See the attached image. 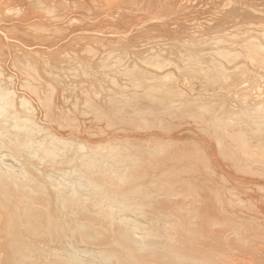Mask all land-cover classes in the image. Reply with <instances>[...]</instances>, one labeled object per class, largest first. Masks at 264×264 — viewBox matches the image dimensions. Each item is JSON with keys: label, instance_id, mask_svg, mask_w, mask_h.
<instances>
[{"label": "bare ground", "instance_id": "obj_1", "mask_svg": "<svg viewBox=\"0 0 264 264\" xmlns=\"http://www.w3.org/2000/svg\"><path fill=\"white\" fill-rule=\"evenodd\" d=\"M10 67H13L12 70ZM63 69L67 73L63 72ZM67 69L71 70V72H68ZM76 72L81 76L76 78L75 76L77 75H75L72 77ZM122 76H124L128 85L126 88V85L123 87L121 84L123 82L119 79ZM65 78L69 80L71 78L70 81L72 83L73 80L80 81V83L83 80L84 82L81 85H79L80 83H77L78 85L69 84L70 81L68 82L67 80L66 83ZM17 86H21V89L22 87L28 89L31 97L26 98L24 97L25 95H21L24 94L23 92L21 94L18 93ZM64 99H67V102L68 100L71 101L72 105L63 104L61 101ZM78 99L81 103L85 102L83 106L88 112L95 108L101 109L102 106L106 108L112 102L113 105H116L115 110H118L117 107L125 106L133 107V109H130L133 111L134 108H138V110L140 108L137 113V110L133 112L136 114L137 126L141 123L142 126L146 123L148 125V122L156 117L150 115L151 113L147 112L148 110L143 111L142 107L151 108L152 110H165L167 112L169 107L178 106V108L183 110L188 108L187 110L189 111V108H192V112H190L194 117L190 116L192 120L195 117V121L197 120V123L192 125L195 126V129H199L194 133L195 136L193 138L195 140L198 139V142L200 141L198 145L202 146L203 151L196 145L193 146V148H199L192 150L190 155L191 157L194 155V158L190 159V168L193 169L191 171L193 174L195 172V178H191L187 170L188 178L190 182L195 181L197 183L196 189L205 184L213 192L212 196L216 194L214 197L215 199L216 197L218 198L219 204H217L225 217L222 215L223 217L218 218L220 215L216 216V212L213 211L216 214L214 215L206 205L204 208L201 207L202 209L200 210L198 209L200 206L197 205L198 211L195 213L196 209L194 210L193 206L198 203L196 199L193 203L191 202V204H194L193 206L188 204L187 200L185 203L183 202L184 205L187 203L190 207L192 206L189 210L193 209L195 211V217L199 218L201 216L200 219L203 220V222H199L196 218V224L194 221L190 222V224L194 223L195 227L198 228L196 232H191V228L188 230L183 229L185 227H181L182 224L180 226L182 230L178 229L179 221L182 222L179 217L184 214L181 212V216L178 213V221H176L177 219L168 220L167 222L159 220L164 222L163 224L166 222V227L157 223V226L155 225V221L160 218H153L155 221L150 223V215L148 216L149 218L147 217L149 221L146 219V213L152 211V209L149 210L152 201L148 199V195H154L155 197L156 194L154 201L158 197L161 198L160 195L157 196L159 191L157 193L154 192L159 187L160 181L157 182L158 184L155 182L154 186H152L154 184L152 182L153 184L149 186L152 180L149 181L150 178L147 177L149 179L147 180L149 181V183L147 182L148 184L143 182V180L146 175L148 176V173H151L149 171L147 174L140 175L139 173L141 177L145 175L143 180V177L139 176L143 182V184L141 183L142 187L140 185L142 189L139 190L137 188V191L132 189L133 186H130V189H132L130 191L128 189L130 185L129 179L126 178L129 177L127 172L128 176L125 179L129 183L128 188L123 186L124 190H122L119 187L122 185L117 183L115 185L113 181L115 179L112 180L109 177V174L112 173L109 171L110 167H107V170L105 169L109 171V176L102 173L103 165L106 166L103 162L107 163V161L111 162L112 159H115L122 166L121 169H123L127 168L126 165L130 164L133 159H139L138 157L140 156L137 155V158L136 155L134 156V152L138 154V151L135 150L133 152L132 150L123 151L124 149H121L122 152L120 150L121 153H118L114 146V148L111 146L105 147L99 144L102 142L107 144L110 138H106L107 142L103 141V139L102 141L100 140L101 142L91 146L90 154L84 155L82 153L84 151L80 152L78 149L79 154L82 153L83 157L73 151V153L78 155L76 157L77 161L74 162L78 163L80 158V162L76 164L77 166L75 165V173L79 177L87 179L88 185L85 183L83 185L81 184L82 182L69 183V186L66 185L68 189L64 190L66 187L63 188L60 182L55 183L56 185L51 182L55 187L57 184L59 187L60 183L63 188L59 190L57 189L58 187L54 188L55 195H53L56 197L55 210L61 223L55 221L56 219H53V221L51 219L52 216L48 215L49 210L46 207L48 201L45 200L47 198H41L39 195L40 191L37 195L38 188L36 186L35 189L33 186L27 187L35 193H30L28 189V193L27 191L23 193L26 187L21 186L24 182L22 184L19 182L21 180L18 181L17 177L19 175L16 176L15 172L11 173L10 170L14 171L12 166L11 169L7 168L3 166L4 163L2 164L0 160V264H27L30 261L40 264L36 262L37 259L34 256L33 247L21 235V228L27 234H36L35 228H38L41 234L48 235L51 240L61 239L64 236L63 238L68 239V243L77 246L75 248L85 249V254L81 250L82 254L86 255L89 252L90 254L87 255L92 256L91 253L94 254L96 252L95 254L98 255L102 264H264V0H0V150L7 149L8 151L9 147L12 148L11 146L14 143L20 144V148L21 146L24 148L25 142L22 140L23 138L20 139L23 141L22 145L16 134L19 132L16 129L17 127H20L21 133L28 129L29 136H31V133L35 134L34 136L37 135L35 133L38 130L37 124L42 125L44 121L35 124L41 117L39 119L35 117L37 121L34 122L31 118L33 115H30V112L37 111L44 116L54 113L55 116L56 112L59 114L67 113L65 112V109H67L69 113H73L77 110L79 111V108H81L79 106H82L81 103H76L75 100ZM28 106L31 109L30 111ZM193 109H196L197 111H195L198 114L196 112L195 114ZM120 110L118 111L120 112ZM180 110L179 115L183 111ZM161 111L159 112L163 114V111ZM171 111L173 110L171 109ZM105 112H107V108ZM113 112L114 110H112ZM122 112L125 113L126 111L122 110ZM115 114L118 115L119 113ZM158 114L156 113L155 115ZM21 115L23 118H20ZM43 115L42 117H44ZM56 116L58 117V114ZM132 116L135 117L134 115ZM185 116L189 117V114ZM170 117L173 116H169L168 119ZM97 118L98 120L101 119L99 115ZM165 118H167V115ZM46 119L48 118H44V120ZM56 119L58 120V118ZM120 119L119 117V122H122L123 120L120 121ZM102 120L101 122L106 121L105 118V121ZM183 121L185 120L183 119ZM156 122L152 121L155 129L158 126ZM158 122L160 123V121ZM193 122L194 120L191 123ZM10 126L15 127L14 130H17L15 133L17 136L6 135V133L13 131ZM167 126L169 125L167 124ZM196 126H199V128H196ZM55 127L53 126L52 131L56 129ZM23 128L25 130H22ZM161 128L159 126L158 129L161 130ZM39 129L41 130V127ZM165 132L169 133L170 130ZM45 133L47 134L48 132L45 131ZM59 133H56V137L53 136V138L55 140L61 138V141L57 144L68 147L69 142L67 143V141L69 140H65V138L63 142V137H59ZM179 133L180 131L176 132L175 130L174 134ZM57 134L59 135L58 139H56ZM64 135L66 136V134ZM155 135L158 137L159 134ZM160 135L163 137L162 134ZM182 135H184V132ZM182 135L180 134L181 137ZM24 136L27 137V134ZM44 137L42 138L45 139ZM124 137L126 136L122 138ZM37 138L34 139L36 140ZM120 138L116 139L119 141L118 143L122 141ZM43 139L42 142L45 141ZM51 139H49L50 142L47 140L49 144L54 140L51 141ZM164 139L162 142H164ZM85 140L87 141L86 138ZM172 140L175 139L172 138ZM31 141L30 143L32 144L33 142ZM37 141L39 142L35 146L40 143V139ZM47 141L40 143L44 144L40 148L44 150V146L46 147L45 152L50 147V145H45L48 144ZM140 141L139 143H141ZM167 141L170 140L165 142ZM176 141H181V139ZM146 143L149 145V142L145 140L144 144ZM162 145L153 147L152 154L158 148L157 151H164V147L167 144L165 143L164 147ZM170 145L172 144L169 142L166 150H168ZM15 146L14 148L19 147ZM57 146L55 145V147ZM62 146L60 148L58 146V149L61 150ZM131 146L134 149V146ZM146 146L142 147V149H145ZM82 147L80 144L77 148ZM150 147H152L151 144ZM63 149L64 151L68 150V148ZM187 149L189 148L187 147ZM43 150L41 151L43 152ZM195 150L199 151L197 152L198 154H193ZM12 152L13 148L10 153ZM33 152H35V149ZM45 152L44 154L46 155ZM160 152H158L159 155L155 154V156L165 155L163 156L165 158L167 154H161L162 152ZM171 152L169 155H172ZM184 152L186 153L185 150ZM187 152L186 155L190 154V149ZM37 153H39L38 150L34 156ZM55 153L52 154L50 152L48 154L55 156ZM144 153L146 154V152ZM176 153L178 151L174 155ZM181 153L176 155L177 159H179L178 157L180 156L178 155H181ZM185 153L182 157H185ZM199 153L205 154L203 156L199 155ZM139 154L142 153L140 152ZM11 155L15 156L14 154ZM52 155L49 157L51 158L50 160H52ZM149 155H147L148 158ZM13 156L10 158L12 159ZM126 156L129 157L127 161ZM152 156L151 159L154 158L155 160V156ZM2 157L3 155L0 151V159ZM158 157L157 162L160 161H158ZM171 157L169 158L172 159ZM169 158H161V160H169ZM39 159L41 160L40 157ZM146 159L144 160L146 161ZM175 159L173 157V161ZM5 160L7 159L5 158ZM73 160L76 159L74 158ZM154 160L153 165L150 163L149 168L151 166L153 168L158 167V165H154ZM173 161V164L177 162V160L174 161L175 163ZM182 161L181 164L187 160ZM190 161L187 162L189 163ZM111 163L108 164L112 165ZM113 163L116 165V162ZM161 163L163 162L160 161ZM16 164L15 166L17 167ZM171 164L164 165L167 168V165L171 166ZM117 165L120 168L119 164ZM117 165L112 166L117 167ZM137 165L140 166L139 164ZM177 167L181 166L178 165ZM186 167L184 168L185 170ZM95 168L97 169L94 170ZM72 169L75 168L73 167ZM187 169L189 168L187 167ZM131 170L133 171V169ZM106 171L105 173H107ZM182 171L180 170L179 172L183 173ZM71 172L73 173L74 171ZM159 172L158 175L162 173L163 182L165 179L169 181V176L165 178L163 175L164 170ZM174 172L178 173V169ZM119 173L117 174L123 177V174ZM155 173V178H157L158 175ZM187 174H185V177L184 175L180 177L184 178V180L182 179L184 183ZM136 175L138 177V174ZM113 176H115V173ZM119 176H117V179ZM159 177L161 178V176ZM172 177L170 179H174L176 182L178 176ZM29 180V183L34 181H31L32 179ZM64 181L66 183V180ZM225 181L228 186H226ZM180 182L178 181L176 185ZM108 183L110 187L114 188L111 190L112 195H107V192L101 188V185ZM184 183L183 185L186 184ZM183 185L177 186L180 188ZM167 187H169V183ZM21 188L24 190L23 192ZM169 188L173 190V187ZM179 188L177 192L182 190L185 193L180 191V193L176 192L177 194H175V191L172 192L168 189L164 191L163 188H160V191L163 192L159 194H165L166 192L167 196V192L171 191L172 194L177 195L176 198L180 194H188L186 193L187 187L186 190L183 187L180 190ZM190 188L192 189V186ZM78 189H82V192H79ZM224 189H226L227 193ZM206 195H208L209 200L210 195ZM226 195H228V198ZM191 196L193 200L195 197ZM154 197L152 196L153 199ZM179 197L181 198V195ZM205 198L204 200H207V196ZM164 199L166 200L168 197ZM164 199L162 198V202H160L161 199L159 201L161 206L165 202ZM172 200L171 205L173 206L175 199ZM183 201H185V197ZM209 201H212V199ZM180 202L174 203L177 206ZM205 204L207 203L205 202ZM152 205L154 206V204ZM158 205L156 206L158 207ZM168 205H170V200ZM168 205L166 204L165 208ZM188 205L184 207L188 209ZM44 207L45 209L43 210L42 208ZM180 208L181 210L183 209V207ZM157 209L159 210L160 206ZM167 210L169 209L167 208ZM183 210L186 213V209ZM177 212L179 211L177 210ZM163 213L161 214L162 217L166 216L167 218L169 216L163 215ZM161 215L159 214V216ZM193 215L189 217H194ZM41 217H43V222H45L42 227H40ZM186 217L185 219L187 220ZM192 220H195V218ZM224 220L226 224L227 221L238 224L237 232L234 229H232V232H226L221 226ZM177 222L178 225H176ZM187 222H189V219ZM226 224L224 223L223 225ZM194 225L192 224V226ZM216 225H220L222 228L218 229L215 227ZM184 233L185 236H183ZM175 241L178 244H174L173 242ZM214 245L220 247L222 245L225 248L224 251L231 253L232 256H217L218 254L215 251L218 248H215V250ZM219 249L217 251L221 250ZM228 250L230 251L228 252ZM76 251L74 252L76 253ZM74 252H69L67 255L62 254V256L57 255L58 258L56 259H59L60 264H80L82 262L80 261L81 255L79 257L76 256V258H79V263L74 258L76 255H74ZM202 254H207L208 260H206L207 257L204 259ZM71 257L73 258L70 260Z\"/></svg>", "mask_w": 264, "mask_h": 264}, {"label": "rangeland", "instance_id": "obj_2", "mask_svg": "<svg viewBox=\"0 0 264 264\" xmlns=\"http://www.w3.org/2000/svg\"><path fill=\"white\" fill-rule=\"evenodd\" d=\"M11 68V70H12V68L13 67H10ZM68 70V72H71V70H69V69H67ZM76 70V69H75ZM74 70V71H75ZM63 72H66L67 73V71H65V69H63L62 70ZM77 72H78V70H77ZM76 72V73H77ZM74 74V75H72V77H74L75 75H77V76H75L76 78L79 76H81L80 74ZM71 77V78H72ZM120 77H121V75H120ZM66 78H68V77H66ZM64 79L65 80V82L67 83V80H68V82L71 80V78H70V80L69 79ZM79 79V78H78ZM120 80H121V82H123V83H121L122 85H123V87L125 86V88L128 86L127 84H126V81H125V79H124V76H122V78H119ZM119 80V81H120ZM123 80V81H122ZM84 81L82 80L81 81V83H80V81H74L73 80V83L74 84H76V85H78L79 83V85H81L82 83H83ZM125 82V83H124ZM73 84L72 83V81H70L69 82V84ZM78 83V84H77ZM119 84H120V82H119ZM121 85V86H122ZM18 87V86H17ZM19 87H20V89H19ZM18 87V93H20L21 94V92H23L24 94H21V95H25L24 97H26V98H29V97H31V95H30V92H28V89H25V87L23 88L22 87V89H21V86H19ZM27 88V87H26ZM24 90V91H23ZM29 93V95H28V93ZM26 93V94H25ZM74 96V95H73ZM71 98H73V97H71ZM79 100V99H78ZM75 100L76 101V103H81V101L79 100ZM61 102H63V104L65 103V104H69V105H72L70 102L71 101H69L68 100V102H67V99H64L63 101H61ZM82 104V106H79V107H81V108H79V111L77 110L76 112H71V113H69L68 112V110L67 109H65L66 111L65 112H67V113H62V114H59V113H55L56 115L58 114V117L55 115L54 116V113L53 114H50L49 116H47V115H45L48 119H46V120H44V118H46L43 114V116L44 117H42V115L39 113V112H30V115H33V116H31V118L34 120V122H36L37 121V119L36 118H40L41 117V119L40 120H38L35 124H37V123H41L42 121H44V123L42 122V125L40 124V125H38L37 124V127H38V130H37V132L35 131V133H37V135L40 137H38L37 135L36 136H34L33 135V133H31V136L33 135V137H31V136H29L30 134H29V131H28V129L27 130H25L24 128L22 129V130H25L24 132H26V134H27V137H25L24 135H26V134H24V132L23 133H21V129H20V127H17L16 129H18V133H16V129L14 130V128L15 127H13V126H10L11 127V129L13 130V131H15V132H13L12 130V132L11 133H6V135L8 134L9 136H10V134L11 135H18V139L20 140V139H22V140H24V142H25V144L23 145V141L22 140H20L19 142L24 146V148L21 146V148H20V144H15L14 142V145H16L15 147H18V148H14V145L13 146H11L12 148H13V152L12 153H10L11 152V150H12V148H10L9 147V150L7 151V149L5 150V149H3V151H2V149L0 150L1 151V154L3 155V157L0 159L1 160V163L3 164L4 163V165L3 166H5V167H7V168H10L11 169V166L13 167L12 169L14 170V171H12V170H10V169H8V170H10L11 171V173L12 172H15L14 174L17 176V175H19L17 178H18V181L19 180H21V181H19V182H21L22 184H23V182H24V184L21 186V187H26V188H24L25 189V191L22 189V192L23 193H25L26 191H27V189H28V191L30 192V193H35V192H33V191H30L29 190V188H27V187H34V189L37 187L38 189H37V195L39 194V191H40V196H41V198H47V199H45L46 201H48L47 203H46V207H47V209L49 210L48 211V215L50 214V217H51V219L53 220V219H56L55 221H58V223H61V221H60V219L58 218V216H57V212H56V210H55V208H56V205H55V202H56V197H54L53 195H55L54 193H55V189L54 188H57L58 187V184H57V186L55 187V183H58V182H60L59 183V187L57 188L58 190L59 189H61L62 187L63 188H65L66 187V185H68L69 183L71 184V183H78V182H82L81 184H83V185H85V184H87L88 185V180L87 179H84V177H82L81 178V176L79 177V175L78 174H76L75 173V171H76V164H78L79 162H80V158H79V161H78V163H75L76 161H77V158L76 157H78V155H81L82 156V153L84 154V155H87V154H90L89 152L91 151V146H93V145H95V144H97V143H99V142H101L103 139V141H106L107 142V139H109L110 138V140H111V142H110V140L108 141V143L107 144H105V142H102V143H99L100 145H104L105 147H115L116 148V150L118 151V153L120 152V150L121 149H124L123 151H127V150H135V151H138V154L136 153V152H134V156L136 155V158H137V155L138 156H140V157H138L139 159H133L132 161H131V163L129 164H127L126 166H127V168L125 167V168H123V169H121L122 168V166L120 165V163H117V161L115 160V159H112V163L111 162H109V161H107V163L105 162H103V164H106V166L105 165H103V168H102V173H104L105 175L107 174H109L108 172L110 171V172H112V173H110L108 176L109 177H111L112 178V180L113 179H115V180H113L114 181V183H115V185H117V184H119V185H122V186H119V187H121L122 188V190H124V188H123V186L125 187V186H127L126 188H128V185H129V183H130V185H129V190L131 191L132 189L134 190H137V188L139 189V190H141L142 188H140V185H141V187H142V184H143V182H145L146 184H148L149 183V181H151L150 183H149V186H150V184L152 185L153 183V185L152 186H154L155 185V182H156V184H158L157 182L158 181H160L159 183L160 184H158V186L159 187H157V189L154 191V192H156L157 193V191H159L158 193H157V196H161V198L160 197H158L157 198V200L156 201H154L155 200V198H156V194H155V197H154V195H152L153 197H154V199L152 198V196H150V195H148L149 197H148V199L150 200L151 199V201H152V204H154V206H156V205H158L159 204V201H160V199H161V201L160 202H162V198L164 199L165 197L167 198L168 197V199L170 200V205H168V203H169V200L168 199H164L165 200V205L167 204L169 207H171L172 205H171V200L173 199H175L174 200V202H180L181 201V199L183 198L184 199V197H185V201H183V199H182V201L180 202V203H178V205L176 206V203H174L173 202V206L171 207V208H169L168 206H166V208H165V205H164V203H162V205L164 206V208H165V212H167V211H169V212H167L166 214H165V212H164V208H163V206H161V204H159L158 205V207L160 206V209L158 210L157 208V206L154 208V206L151 204V206H150V209L149 210H151L152 209V211L149 213H146V219H148L149 217V219L151 220L150 221V223H152L153 221H155L154 219H158V218H160V219H158V221L159 220H162V221H173V219L175 220V219H177V217H178V213H184L183 214V216H181L182 214L180 213L179 215L183 218H181V217H179L180 218V220L182 221V222H180L179 221V225H178V222H177V224L176 225H178L179 226V230H182V229H180L181 227H185V228H183V229H190L191 228V232L192 231H195L196 232V230L198 229L197 227H195L196 225H194V223H192L194 226H192V224H190V222H195V224H196V218H197V220L199 221V222H203V220H201L200 219V217L198 218L197 216L195 217V214H194V210L196 209V212L195 213H197V205H199L200 206V208L198 207V209L200 210V209H202L201 207H203L204 208V206L206 205L207 207H208V209L214 214V215H216V216H218V215H220V216H218V218L219 217H225V215L222 213V210H221V208H219V206H218V202L219 201H217L218 200V198L216 197V199H215V197L214 196H216V194H214V196H212L213 195V192H211L210 190H209V188L205 185V184H203V185H201V186H199V188H197L196 189V186H198L197 185V183L195 182V181H192V182H190V179L188 178V174H189V176L192 178V177H194V175H195V172H194V174H193V172H191V171H193V169H191L190 167V165H191V161H190V159H192V158H194L193 156L191 157L190 155H191V153H192V150H194V149H196L197 147H199L200 148V150H202V146L200 147L198 144L200 143V141L198 142L197 140H195L193 137L195 136V132L196 131H198L197 129H195V126H193L192 124H196L197 123V120L195 121V118L193 119L194 120V122L193 123H191L193 120H192V117H194L192 114H191V110H192V108H189L190 109V111L189 110H187L188 108H185L184 110L183 109H181V108H178V106L177 107H169V109H167L168 110V112L167 111H165V110H162L163 111V114L162 113H160L159 111H161V110H155L154 108V110H152L151 108H146V110H144L145 108H141V109H143V111H147V112H150L149 114L150 115H153V116H156V117H158V118H156V117H154V119L152 120V121H157L156 122V124H158V128H159V126H160V128H161V130H159L157 127H156V129L154 128L156 125H155V122H154V125H153V123H152V121H150V122H148V125H147V123L146 124H144L143 126L140 124H138V126H142L141 128L140 127H138L137 126V120H135L136 119V114L135 113H133L135 110H137L136 111V113L140 110V108H139V110H138V108L137 109H135L134 108V111L133 110H130V109H133V107L131 108V107H129V106H125V107H120L121 108V110H120V108H118L117 107V109L118 110H120V112L118 111V110H115L116 109V105H113V102L111 103V104H109L106 108H107V112H105L104 113V111H105V109L106 108H104V106H102V108L104 109V111H103V109L101 108V109H92L93 110V112H92V110H90L89 112H88V110H85V106H83L84 104H85V102L84 103H81ZM61 105V104H60ZM111 105V106H110ZM29 107V106H28ZM83 107H84V109H83ZM109 107H111V108H109ZM124 108V109H123ZM176 108V109H175ZM28 109V108H27ZM80 109H82L81 111H80ZM109 109V110H108ZM111 109V110H110ZM171 109L173 110V111H171ZM183 110V111H181V110ZM31 109H30V107H29V111H30ZM76 110V109H75ZM99 110H101L102 112H103V114H101L102 112L101 111H99ZM112 110H114V112L112 113ZM122 110L123 111H126L125 113L124 112H122ZM179 110L181 111V115H179ZM194 111V113L197 111L196 109H193ZM196 110V111H195ZM85 111H87L86 113H85ZM96 111V112H95ZM98 111H99V113H98ZM130 111H131V113H130ZM154 111H157V112H154ZM161 111V112H162ZM178 111V112H177ZM185 111H187L186 113H185ZM189 111V112H188ZM119 113L118 115L117 114H115V113ZM130 113V114H128V113ZM166 112V113H165ZM85 113V114H84ZM95 113V114H94ZM98 113V114H97ZM106 113H108V114H106ZM110 113V114H109ZM123 114L122 116H120L121 114ZM160 114V116H158V115H155V114ZM168 113V114H167ZM197 113V112H196ZM195 113V114H196ZM73 114V115H72ZM76 116H75V115ZM80 114V115H79ZM83 114V115H82ZM94 114V115H93ZM106 114V115H105ZM169 114H171V115H169ZM172 114H174V115H172ZM187 114H189V117L191 118V120L189 121V117H187V116H185V115H187ZM198 114V113H197ZM95 115H97L96 117H92V116H95ZM98 115H99V117L101 118V119H103L104 120V118L106 119V121L105 122H101V119L100 120H98ZM131 115V116H130ZM132 115H134L135 117H133ZM162 115V116H161ZM166 115H167V118H165L166 117ZM173 116V117H175V118H173V117H170L169 119H168V117L169 116ZM177 115V116H176ZM179 115V116H178ZM183 115V116H182ZM192 117H191V116ZM108 116V117H107ZM114 116V117H113ZM121 118L120 119V121H122V122H119V117ZM152 116V117H153ZM180 116H181V118H180ZM36 117V118H35ZM58 118V120L56 119V118ZM83 117V118H82ZM86 117V118H85ZM178 117V118H177ZM20 118H23V116L21 115L20 116ZM51 118H53L51 121H52V123H51V121H50V119ZM97 118V119H96ZM123 118V119H122ZM130 118V119H129ZM131 118H133L132 120H131ZM177 118V119H176ZM187 118H189V119H187ZM43 119V120H42ZM95 119V120H94ZM168 119V120H167ZM175 119V120H174ZM180 119V120H179ZM183 119L185 120V121H183ZM55 120H57L56 122H55ZM86 120H87V122H86ZM102 120V121H103ZM176 120H178L177 122H176ZM88 121H90V122H88ZM107 121H108V123H107ZM134 121H135V123H134ZM158 121H160V123L158 122ZM165 121H170L169 123H165ZM81 122V123H80ZM93 122V124H91ZM118 122V123H117ZM173 122V123H172ZM189 122V123H188ZM49 123H50V125H49ZM54 123V124H53ZM85 125H83V124ZM174 124V125H172V124ZM53 124V125H52ZM91 124V125H90ZM104 124V125H103ZM110 124V125H109ZM136 124V125H135ZM150 124V125H149ZM167 124L169 125V126H167ZM100 125H102V126H100ZM129 125V126H128ZM152 125H153V129H152ZM198 125V124H197ZM53 126H56L55 128V130H53L52 131V129H53ZM63 126V127H62ZM81 126V127H80ZM116 126V127H115ZM41 127V130L39 129ZM52 127V128H51ZM62 129H60V128ZM90 127H91V129H90ZM121 127V128H120ZM129 127V128H128ZM131 127V128H130ZM138 127V128H137ZM144 127V128H143ZM166 127V128H165ZM199 128V126H196V128ZM58 128H59V131H58ZM95 128V129H94ZM99 128V129H98ZM114 128V129H113ZM136 128V129H135ZM168 128V129H167ZM193 128H194V130H193ZM43 129V130H42ZM117 129V130H116ZM155 129V130H154ZM166 129V130H165ZM10 130V129H9ZM8 130V131H9ZM46 132H48L47 134L45 133V131ZM62 131V133H61V131ZM90 132H89V131ZM151 130V131H150ZM170 130V132L172 131V133H167V132H165L164 133V131H169ZM175 130H176V132H178V131H180V133L179 134H174L175 133ZM79 131V132H78ZM92 131V132H91ZM162 132V133H157V132ZM192 131V132H191ZM39 132V133H38ZM43 132H44V134H43ZM60 132V133H59ZM184 132V135H182V133ZM16 133V134H15ZM21 133V134H20ZM56 133H59V135L57 134V138L56 139H58V136L59 137H63V142H64V139L65 140H69V141H67V143L69 144V146L67 147H64L65 145H58L59 144V141H61L60 139H58V140H55L54 138H53V136L54 137H56ZM66 134V136L64 135V134ZM149 133V134H148ZM164 133V134H163ZM167 133V134H166ZM42 134V135H41ZM84 134V135H83ZM122 134H124V135H122ZM129 134V135H128ZM140 136H139V135ZM155 134H162L163 135V137L161 138L159 135H158V137H157V135H155ZM171 134H172V136H171ZM174 134V135H173ZM180 134L182 135V137L180 136ZM187 134V135H186ZM194 134V135H193ZM16 135V136H17ZM23 135V136H22ZM44 135H46L45 137H44ZM131 135H134V136H131ZM151 135V136H150ZM155 135V136H154ZM166 135V136H165ZM171 136V137H169V136ZM176 135V136H175ZM177 135H178V137H177ZM186 135V136H185ZM193 135V136H192ZM20 136V137H19ZM52 136V137H51ZM118 136V137H117ZM121 138H120V137ZM123 136H126V137H124V138H122ZM131 136V137H130ZM139 137V138H136V137ZM144 136V137H143ZM165 136V137H164ZM25 137V138H24ZM32 138V141H31V138ZM38 137V138H37ZM42 137H44L45 139H43ZM88 137V138H87ZM113 139H112V138ZM115 137H117V138H115ZM130 139H129V138ZM133 137H135V138H133ZM149 137V138H148ZM157 138L156 140H155V138ZM181 137V138H180ZM34 138H37L36 140L34 139ZM47 138V139H46ZM52 138V139H51ZM85 138L87 139V141L85 140ZM107 138V139H106ZM120 138V140H122L121 141V143H118L119 141H117L118 139ZM132 138V139H131ZM140 138H142V139H140ZM153 138H154V142H153ZM161 138V139H160ZM165 138V139H164ZM168 138V139H167ZM175 139V140H172L171 141V139ZM177 138H179V139H177ZM184 140H183V139ZM29 139H30V141L31 142H33L32 144L30 143V141H29ZM40 139V143L42 142V139L43 140H45V141H49V139H51V141L54 139L55 141H57V142H55L54 140V142L52 141V143H50L49 144V142H48V144H45V145H50V147H49V149H51L52 147H54L53 149H51L50 151H49V149L47 150V152H45L46 151V147L44 146V150H43V148H40V147H43V145L44 144H40V143H38V145H36L35 146V144H37V142H39V141H37V140H39ZM116 141H115V140ZM124 139V140H123ZM127 140V142H125L126 140ZM159 139V140H158ZM164 139V142L166 141V140H170V141H167V142H165L166 144H167V146H168V144H169V142H170V144H174L173 146L175 147H173L172 145H170L169 146V148H168V150H166V145H165V147H164V142H162V140ZM181 139V141H176V140H180ZM204 139H206V138H204ZM101 140V141H100ZM114 140V141H113ZM129 140V141H128ZM132 140V141H131ZM140 140H142V141H140ZM145 140L146 141H148L149 142V145H148V143H146L147 144V146H148V148H147V146H146V144H144L145 143ZM22 141V142H21ZM29 141V142H28ZM44 141V142H45ZM90 141V142H89ZM95 141H97V142H95ZM132 143H131V142ZM134 141H135V143H134ZM139 141L141 142V143H139ZM174 141H175V143H174ZM198 143H197V142ZM27 142H28V145H27ZM44 142H42V143H44ZM62 142V143H63ZM92 142V143H91ZM95 142V143H94ZM150 142H152V143H154V144H152V143H150ZM172 142V143H171ZM58 143V144H57ZM94 143V144H93ZM131 143V145H133L134 146V149H132V146L130 145L129 146V144ZM138 143H139V145H138ZM155 143H157V144H155ZM161 143V144H160ZM164 143V144H163ZM177 143V144H176ZM179 143V144H178ZM186 143V144H185ZM53 146H52V145ZM60 144H61V142H60ZM80 144H81V146H83L82 148H77V147H79L80 146ZM120 144V145H119ZM143 144V145H142ZM150 144H151V146L152 147H150L149 148V146H150ZM163 144V145H162ZM42 145V146H41ZM55 145L57 146H59V148H60V146H62L61 147V150L60 149H58V146L57 147H55ZM126 145V146H125ZM142 145V146H141ZM157 145H162L163 147H164V153L162 152H160V151H157L156 149V151H154V155L152 154V152H153V147L155 148V147H158ZM178 145V146H177ZM197 146L196 148L194 147L193 148V146ZM123 146V147H122ZM144 146H146V148L143 150L142 149V147H144ZM159 146V147H160ZM179 146H181L179 149L181 150H179L178 149V147ZM183 146V147H182ZM186 146V147H185ZM30 147V148H29ZM89 147V148H88ZM113 147V148H114ZM126 149H125V148ZM131 147V148H130ZM163 147H162V149H163ZM171 147V148H170ZM185 147V148H184ZM187 147L190 149V154H187L186 155V153H188L187 151L189 150V149H187ZM29 148V149H28ZM63 148H68V150L66 149V151H64V149ZM77 148V150H75ZM120 148V149H119ZM175 149V151H174V149ZM178 150H177V149ZM199 148H197V149H199ZM34 149H35V152H33L34 151ZM80 150V152L81 151H84V152H82V153H80L79 154V150ZM141 149V150H140ZM170 149V150H169ZM186 151V153H185V157H182L183 155H184V153H183V151L184 150ZM17 150V151H16ZM37 150L39 151V153H37V155L36 156H34L35 154H36V152H37ZM41 150H43V152L41 151ZM54 150V152H52ZM57 150V151H56ZM59 150V151H58ZM139 150H140V152L142 153V154H139L140 152H139ZM160 150H161V147H160ZM183 150V151H182ZM7 151V152H6ZM16 153H15V152ZM19 151V152H18ZM22 152V154H20L21 152ZM73 151H75V153L77 154L78 153V155H76L75 153H73ZM77 151V152H76ZM149 152V154H147L148 152ZM166 151H172L171 153H172V155H173V157H175L176 159L174 160V161H176L177 160V162L175 163L174 161H173V157H171L172 155H169L170 154V152H166ZM174 151V152H173ZM178 151V153H176V155L177 154H180V152H182L183 153V155H182V153H181V155H178V156H180V157H178L179 159H177V156L176 155H174V153L175 152H177ZM203 151V150H202ZM202 151H200V152H202ZM3 152H5V153H3ZM14 154L15 156H13V155H11V156H13L12 157V159L10 158L11 156H10V154ZM33 152V153H32ZM41 152H42V154H44V152L46 153V155L48 154V153H55L56 155L55 156H53L52 154H48L47 155V157L45 158V156L43 155V156H41L42 154H41ZM121 152H122V150H121ZM120 152V153H121ZM144 152H146V154L147 155H149V158H148V156L144 153ZM158 152H160L161 154H167L166 155V157H171L172 159H170L169 158V160H170V163H169V160H168V162H166L167 160H163V159H166V157L164 158L163 156H165V155H163V156H157L158 157V161L160 160V161H162L163 163H161L160 164V161L159 162H157V157L155 156V154H158L159 155V153ZM197 152H199L198 150L196 151L195 150V152L193 153V154H195V153H197ZM7 153V154H6ZM19 153V154H18ZM9 154V155H8ZM66 155V157H65V155ZM72 154H74V155H76V156H74V155H72ZM198 154V153H197ZM201 153H199V155H200ZM204 154L205 153H202L201 155H203L204 156ZM40 155V156H39ZM50 155H52V160H50L51 158H49L50 157ZM141 155H142V157L144 158V159H146V157H147V159H146V161L141 157ZM145 155V156H144ZM155 156V160H154V158L153 159H151V156ZM189 155V156H188ZM4 156H5V158L7 159V160H5V158H4ZM41 158V160L39 159V157ZM72 158H70V157ZM152 156V157H153ZM43 157H44V159H43ZM62 157V158H61ZM65 159H64V158ZM83 157V156H82ZM127 157V156H126ZM125 157V158H126ZM188 157H190V158H188ZM53 158H54V161H53ZM68 158V159H67ZM76 159V160H73V159ZM116 159H117V157H115ZM160 158V159H159ZM161 158H163L162 160H161ZM188 158V159H187ZM13 159H14V161L15 160H17V161H13ZM71 161H70V160ZM83 159H85V158H83ZM129 159V157H127V159H126V161ZM149 159V160H148ZM151 159V160H150ZM180 159H181V161L184 159V161H190L189 163L187 162H184V161H182V162H184V163H182L181 164V161H180ZM3 160V161H2ZM4 160H5V162H4ZM114 160V161H113ZM147 160H148V163H147ZM153 160H154V165L156 164V165H158V167H159V169L157 170V168L155 167V168H153L152 166H151V168H149L150 167V165L153 163ZM75 161V162H74ZM172 161L175 163V164H173L172 163ZM180 162V164H178L179 166H181V167H183V168H181V167H177L178 165H177V163H179ZM73 162H74V165H73ZM113 162H116V165L117 164H119V166H120V168H118V165H117V167H114V166H116ZM136 162H138L137 164H139L140 166H138L137 164H135ZM17 163V164H16ZM108 163H111L112 165H114V166H112V165H110V164H108ZM135 165H134V164ZM146 165H145V164ZM151 163V164H150ZM172 163V164H171ZM15 164L17 165V167L15 166ZM160 164V165H159ZM163 164V165H162ZM166 164H171V166L170 165H167V168H166V166L165 165ZM188 164V165H187ZM7 165V166H6ZM76 165V166H75ZM131 165V166H130ZM145 165V166H144ZM153 165V164H152ZM155 165V166H156ZM162 165V166H161ZM176 166V167H174V166ZM20 166V167H19ZM132 167V168H130V167ZM136 166H137V168H139V169H137L136 168ZM170 166V167H169ZM187 166L189 169H191V170H189V169H187V167H186V170L184 169L185 167ZM23 169H22V168ZM75 168V169H72V168ZM110 167V170L109 171H106L108 168ZM112 167H114V168H112ZM145 167V168H144ZM165 167V168H164ZM171 167H173L172 169H170V170H168L169 168H171ZM18 168H20V170H18ZM107 168V169H106ZM149 168V170H147ZM160 168H161V170H160ZM164 168V169H163ZM174 168H176L175 170H177L178 169V173H176V172H174L175 170H174ZM180 168V169H179ZM67 169H69V170H67ZM72 169V170H71ZM97 168H95L94 170H96ZM106 169V170H105ZM131 169H133V171L131 170ZM135 169V170H134ZM144 169V170H143ZM152 169H154L153 171H151ZM164 170V173H165V171H166V173L164 174L163 173V175H164V177L165 178H168V176H169V178H168V180L171 182V185H170V182L169 181H166L167 179H165V181L164 182H166V183H164L163 181H162V179H164L163 177H162V173H160V172H162L163 170ZM182 169H184L183 171H182ZM23 170V171H22ZM140 172H139V171ZM147 170V171H146ZM182 171L183 173H180L179 171ZM189 172H188V171ZM21 173H20V172ZM71 171H74L73 173L71 172ZM105 171L107 172V173H105ZM124 171V173H122ZM143 171H144V173H143ZM148 171L152 174H149L148 173ZM158 171H160L159 173V175H158ZM173 171V172H172ZM70 172V173H69ZM121 173V174H123V177L122 176H119L117 173ZM129 173V177H126V176H128V173ZM138 172V173H137ZM146 172V173H145ZM153 172V173H152ZM155 172H157V173H155ZM172 172V174H170ZM187 172H188V174H187ZM28 173V174H27ZM114 173H115V176H113L114 175ZM119 173V174H120ZM127 173V174H126ZM138 174V177H137V175L136 174ZM139 173H140V175H142V174H147L148 173V176L146 175V178L144 177V176H140L139 175ZM154 173L155 174H157L158 176H157V178H155L156 177V175H154ZM173 173H175L174 175H173ZM187 174V178H185V183L183 182V180H184V178H180V177H182L183 175H184V177L186 176L185 174ZM21 174V175H20ZM23 174V175H22ZM27 174V175H26ZM64 174V175H63ZM169 174V175H168ZM182 174V175H181ZM50 176V178H49V176ZM103 175V174H102ZM106 175V176H107ZM119 176L118 177V179H117V176ZM174 176V178L175 177H177L176 179V182H175V180L174 179H170L172 176ZM22 176V177H21ZM24 176H26V177H24ZM130 176H132V177H130ZM134 176H136V177H134ZM142 178V180H143V182H142V180H141V178ZM159 176H161V178L159 177ZM171 176V177H170ZM21 179H20V178ZM24 177V178H23ZM31 177V178H30ZM78 177V178H77ZM125 177L127 178V179H129V183H128V181L125 179ZM134 177V178H133ZM150 178V180L148 179V178ZM16 178V179H17ZM32 179L31 181H33V182H31V183H29V179ZM123 178H124V180H123ZM173 178V177H172ZM195 178V177H194ZM27 179H28V181H27ZM51 179V180H50ZM66 180V183H65V181L64 180ZM120 179V180H119ZM183 179V180H182ZM50 180V182H48ZM56 180H57V182H56ZM71 180V181H70ZM85 180H87V181H85ZM147 180H149V181H147ZM182 180V182H180ZM62 181V182H61ZM135 181V182H134ZM163 183H162V182ZM180 182V183H178L177 185L178 186H180V185H183V183L185 184V185H183V186H181V187H183V188H185V190H186V187H187V191H186V193H188V194H180L181 195V198L179 197H177L176 198V196L177 195H175V194H177V193H180V191H181V193H185V191H183L182 192V190H180L181 189V187L179 188L177 185H176V183L177 182ZM27 182V183H26ZM41 183V184H38V183ZM54 183L53 185H52V183ZM64 182V183H63ZM68 182V183H67ZM133 184H132V183ZM137 182V183H136ZM139 182V183H138ZM148 182V183H147ZM153 182V183H152ZM169 183V187H173V190H171L169 187H167L168 186V183ZM190 182V183H189ZM85 183V184H84ZM117 183V184H116ZM142 183V184H141ZM38 184V185H37ZM52 185V187H51V185ZM64 184H65V186H64ZM134 184H135V186H136V188H135V186H134ZM137 184V185H136ZM139 184V185H138ZM162 184V186L164 185V187H160V185ZM180 184V185H179ZM196 184V185H195ZM225 184H226V186H228V184H227V182L225 181ZM26 185V186H25ZM50 185V186H49ZM195 185V187H193ZM36 186V187H35ZM62 186V187H61ZM69 186V185H68ZM67 186V187H68ZM132 187V189H130L131 187ZM137 186H139V187H137ZM151 186V187H152ZM185 186V187H184ZM192 186V189L190 188ZM49 187V188H48ZM66 187V189H64V190H67L68 188ZM150 187V188H151ZM177 187V188H176ZM62 188V189H63ZM70 188V187H69ZM101 188L102 189H104L106 192H107V195L109 194V195H112L111 193V190H113L114 188L113 187H110L109 186V183L108 184H103V185H101ZM113 188V189H112ZM163 188V190L164 191H166V189H168V190H171L172 192H174L175 194H172L171 193V191L169 192L168 190V192H167V196H166V192H165V194L163 195V194H159V193H162L163 191H160L161 189ZM178 188H179V192H177L178 191ZM182 188V189H183ZM242 188H245V187H242ZM120 189V188H119ZM128 189H126V190H128ZM152 189L154 190V188L152 187ZM240 189V188H239ZM82 189H78V191L79 192H82L81 191ZM240 190H242V189H240ZM28 191H27V193H28ZM138 191V190H137ZM210 191V192H209ZM224 191H226V189H224ZM245 191V190H244ZM177 192V193H176ZM199 192V193H198ZM209 192V193H208ZM43 193V194H42ZM171 193V194H170ZM190 193V194H189ZM196 193V194H195ZM226 193H227V191H226ZM245 193V192H244ZM199 194V195H198ZM206 194H209L210 196H209V200H211L212 199V201H214L213 203H212V201H209L208 200V195H206ZM35 195V194H34ZM46 195H48L47 197H46ZM171 197H170V196ZM172 195H173V197H172ZM175 195V196H174ZM182 195H183V197H182ZM187 195V196H186ZM191 195H193V200H192V196ZM198 195V196H197ZM204 197L205 195L207 196V200H204V198L206 197H204V198H200V197H202V196ZM43 196V197H42ZM162 196H165V197H162ZM242 196H244V195H242ZM151 197V198H150ZM212 197V198H211ZM214 197V198H213ZM226 197L228 198V195H226ZM170 198H172V199H170ZM191 198V199H190ZM178 199V200H177ZM190 199V200H189ZM197 199V200H196ZM202 199V200H201ZM206 199V198H205ZM144 200V199H143ZM172 200V201H173ZM186 200H187V203L188 204H190V205H194V204H191V202L193 203L195 200H196V202L198 201V203L196 204L195 203V205L193 206V208H194V210L193 209H191V210H189L190 208H192V206L190 207L187 203L185 204V205H188L189 207H188V209H187V207L185 208L184 206V204H183V202L185 203L186 202ZM199 200H201V201H199ZM166 201H167V203H166ZM190 203H189V202ZM207 203V204H205V202ZM157 204H156V203ZM211 202V203H210ZM218 203V204H217ZM208 204H210V205H208ZM213 204H217L216 206H217V208H216V206L215 205H213ZM181 205V206H180ZM211 206V207H210ZM174 207V208H173ZM177 209H176V208ZM180 207H183V209H186V213H185V211L182 209L181 210V208L179 209ZM214 207V208H213ZM167 208L169 209V210H167ZM173 208V209H172ZM43 210L45 209V207L44 208H42ZM172 209V210H171ZM176 209V210H175ZM215 209H216V211H215ZM158 210V211H157ZM163 210V215L165 214V215H169L167 218H166V216H164V217H162V213H161V211ZM177 210L179 211V212H177ZM193 210V211H192ZM154 211V212H153ZM173 211H176L177 212V214H176V212H174L173 213ZM189 211V212H188ZM216 212V214L214 213V212ZM155 212H156V214H155ZM152 213V214H151ZM155 214V215H154ZM157 214H158V217H157ZM159 214L161 215V216H159ZM172 214V216H170ZM175 216H174V215ZM185 214H187V215H185ZM190 214V215H189ZM194 216V217H189V216H192V215ZM150 215V216H149ZM152 215V216H151ZM201 215H202V213H201ZM223 215V216H222ZM55 216V217H54ZM149 216V217H148ZM156 216V217H155ZM174 216V217H173ZM186 216H188V217H186L187 218V220L185 219V217ZM148 217V218H147ZM172 217V218H171ZM154 218V219H153ZM171 218V219H170ZM191 218V219H190ZM195 218V220H192V219H194ZM57 219H59V220H57ZM149 219H148V221H149ZM186 220V222H185V220ZM188 219H189V222H187L188 221ZM201 221H200V220ZM179 219H177L176 221H178ZM192 220V221H191ZM222 220V219H221ZM42 221V222H41ZM44 221V219H43V217H41V219H40V222H41V224H40V227H42V224H44L45 225V222H43ZM54 221V220H53ZM157 220L155 221V225L157 226V224H159V225H163L164 227H166V222H165V224H163L164 222H162V221H159L158 222ZM157 223V224H156ZM184 223V224H183ZM224 223L226 224V221L224 220ZM223 223V224H224ZM234 222H230V221H227V224L226 225H223V224H221V226H223V228L225 229V231L227 232V231H229V232H232V229H234V231H236L237 232V230H238V224H233ZM181 224H182V226H181ZM201 225V224H200ZM204 225V224H203ZM231 225V226H230ZM235 225V226H234ZM181 226V227H180ZM220 225H216L215 227H217L218 229H221L222 227H221ZM234 226V228H232ZM45 227V226H44ZM229 227H231V228H229ZM216 228V229H217ZM229 228V229H228ZM237 228V229H236ZM36 229V231H37V233L35 234V233H30V234H27L24 230H22V228H21V235L24 237V239H26L27 241H28V244L31 246V247H33V249H34V256L36 257V262H39L40 264H60V261H59V259H56V258H58V256L57 255H60V256H62V254L63 255H67L69 252H74V251H76V253L74 252V255H75V259H79V258H76V256L77 257H79L80 255V261H82L81 263H80V261H79V263L80 264H98L99 262H100V264H102V262L99 260V258H98V255L97 254H95L96 252H94V254L93 253H91L92 254V256L90 255V256H88L87 254H90L89 252H87V254L86 255H84L85 254V249H83V248H75V247H77L76 245H73V244H70V243H68V239H65V238H63L64 236H62V238L61 239H53V240H51V239H49L48 238V235H45V234H41V232H40V230L38 229V228H35ZM168 229V228H167ZM236 229V230H235ZM183 236H185V233H184V235ZM46 237V238H45ZM61 240V241H60ZM53 241V242H52ZM172 242V241H171ZM31 243V244H30ZM174 244H178L176 241L175 242H173ZM70 244V245H69ZM61 245V246H60ZM74 246V247H73ZM199 246V245H198ZM78 247H80V246H78ZM206 247V246H205ZM219 247L220 246H215L214 245V249L216 248H218L219 249ZM221 247H222V245H221ZM220 247V249L223 251H221L220 249V251H217L216 249V253L218 254L217 256H220V257H222V255L223 256H230L231 255V253L229 254V253H227V251H224L225 250V248L224 247H222L221 248ZM79 249V250H78ZM81 250H83V253L84 254H82L81 253ZM226 250H227V248H226ZM230 250H228V252H229ZM94 255V256H93ZM203 256V258L205 259L206 257V260H208V255L206 256L205 254H202ZM205 255V256H204ZM86 256H88V257H86ZM232 256V255H231ZM241 256V255H240ZM92 257H94V258H91ZM73 257H71L70 258V260L72 259ZM88 258H89V260H88ZM95 258H97V259H95ZM235 258H237V257H235ZM95 259V260H94ZM97 260H98V263H97ZM27 264H37V263H35V262H33V261H30V262H27ZM71 264H73V263H71Z\"/></svg>", "mask_w": 264, "mask_h": 264}]
</instances>
